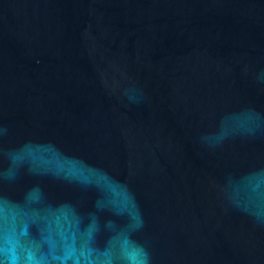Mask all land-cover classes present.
Masks as SVG:
<instances>
[{"label":"water","instance_id":"1","mask_svg":"<svg viewBox=\"0 0 264 264\" xmlns=\"http://www.w3.org/2000/svg\"><path fill=\"white\" fill-rule=\"evenodd\" d=\"M0 264H264V0H0Z\"/></svg>","mask_w":264,"mask_h":264}]
</instances>
